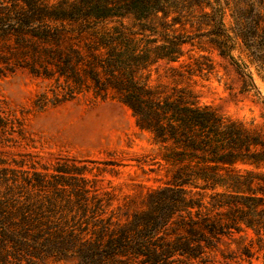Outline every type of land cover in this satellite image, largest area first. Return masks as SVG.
I'll list each match as a JSON object with an SVG mask.
<instances>
[{
  "label": "trees",
  "instance_id": "obj_1",
  "mask_svg": "<svg viewBox=\"0 0 264 264\" xmlns=\"http://www.w3.org/2000/svg\"><path fill=\"white\" fill-rule=\"evenodd\" d=\"M220 1L0 0V40L13 39L2 44L9 54L0 51V74L19 64L54 79L65 99L84 88L111 94L160 144L172 172L123 219L104 216L105 197L84 165L58 161L52 173L2 168L0 264L48 257H75L77 264H235L231 251L221 252L223 260L214 255L225 237L248 228L263 237L264 125L200 104L188 86L170 91L149 79L162 62L183 74L184 47L196 43L175 25L216 34L211 41L229 55ZM190 57L193 70L214 67L207 54ZM8 122L0 107V127ZM241 249L239 255L251 256L247 245Z\"/></svg>",
  "mask_w": 264,
  "mask_h": 264
},
{
  "label": "rangeland",
  "instance_id": "obj_2",
  "mask_svg": "<svg viewBox=\"0 0 264 264\" xmlns=\"http://www.w3.org/2000/svg\"><path fill=\"white\" fill-rule=\"evenodd\" d=\"M218 5L231 36L229 55L220 54L211 41L216 34L201 35L190 24L175 25L180 32L194 35L196 43L191 50V44L184 47L183 74H172L162 62L151 68L149 79L155 85L169 84L170 91L171 86H188L200 104L211 105L227 117L264 125V0H221ZM5 41L13 39L0 40V45ZM0 51L9 54L3 45ZM200 54L211 58L212 70H193L195 60L190 56ZM236 62L253 81L242 75ZM4 72L0 74V107L9 122L6 129L0 127V172L9 167L20 174L33 169L52 173L54 165L65 160L71 166L84 165L89 169L84 175L105 197L104 216L114 213L123 219L124 212L142 208L148 193L172 179L170 166L161 159L160 144L136 124L132 110L118 98L84 88L65 99L66 89L27 67L18 64ZM56 97L61 100L54 103ZM0 191L4 186L0 185ZM204 200H209L208 195ZM245 245L252 252L250 257L239 255ZM222 251L233 252L235 264H263L264 235L260 238L249 228L235 232L215 252L220 260ZM77 263L75 257H48L37 264Z\"/></svg>",
  "mask_w": 264,
  "mask_h": 264
}]
</instances>
